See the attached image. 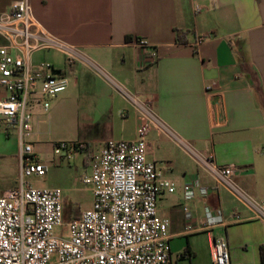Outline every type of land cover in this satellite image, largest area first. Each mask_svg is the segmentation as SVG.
<instances>
[{
    "label": "crops",
    "instance_id": "crops-1",
    "mask_svg": "<svg viewBox=\"0 0 264 264\" xmlns=\"http://www.w3.org/2000/svg\"><path fill=\"white\" fill-rule=\"evenodd\" d=\"M15 1L0 0V16ZM30 2L35 20L49 34L82 48L141 99L151 101L171 128L213 155L220 166H236L240 187L264 203V0ZM139 39L157 50L155 64L145 62L151 51L138 47ZM6 45L0 35V47ZM51 53L57 52H38L33 62L50 61L64 69L65 58ZM68 79V89L50 100L47 112L41 99L33 97L32 136L37 142L40 126L50 124L51 116L77 132L73 144L88 148L138 138L139 115L87 67L75 65ZM7 96L0 86V101ZM0 128L6 130L1 122ZM13 133L19 143L18 133ZM19 154L20 145L11 163L0 169V198L20 187ZM147 155L176 186L174 193L161 195L158 206L159 215L171 223L172 264H212L211 244L219 237L228 240L231 264H261L263 223L250 219L244 206L155 129L147 138ZM86 159L85 154L83 175L90 173ZM187 185L192 186V196L184 191ZM199 187L209 189L207 198L201 197ZM64 204L63 197L65 223L81 215ZM184 206L193 213L195 229L204 225L207 207L222 211L224 225L188 233ZM237 214L239 222L233 217Z\"/></svg>",
    "mask_w": 264,
    "mask_h": 264
},
{
    "label": "built area",
    "instance_id": "built-area-1",
    "mask_svg": "<svg viewBox=\"0 0 264 264\" xmlns=\"http://www.w3.org/2000/svg\"><path fill=\"white\" fill-rule=\"evenodd\" d=\"M10 8L0 16V35L7 41L6 46L0 47V86L8 92L0 101V122L8 133H18L20 187L0 198V264H172L171 223L159 215L158 206L161 195L174 193L176 186L162 177L156 163L148 160L147 138L152 129L172 140L217 188L244 206L251 213L250 219L264 224V203L240 187L236 166H220L213 155L201 152L171 128L151 101L141 99L82 48L49 34L35 20L30 0L15 1ZM136 45L150 49L147 64L158 61L157 50L146 40L139 39ZM41 51L61 54L65 68L58 69L50 61L35 64L33 57ZM78 64L87 67L122 98L139 115L142 125L134 141L111 140L99 149L82 143L56 145L58 155L62 151L85 152L90 168V173L78 181L90 188L92 205L65 223L63 191L34 188L29 182L31 177L43 179L48 167L27 139L34 128L33 97L41 99L47 112L50 100L68 89V72ZM199 190L203 199L209 196L208 188ZM184 191L187 196L193 195L191 185L185 186ZM183 212L188 233L224 225L221 210L205 208L204 225L199 229L193 226L191 209L184 206ZM233 217L237 222L242 220L239 214ZM63 227L68 228L67 235L58 236L56 229ZM211 259L212 264H231L225 237L213 240Z\"/></svg>",
    "mask_w": 264,
    "mask_h": 264
},
{
    "label": "rangeland",
    "instance_id": "rangeland-1",
    "mask_svg": "<svg viewBox=\"0 0 264 264\" xmlns=\"http://www.w3.org/2000/svg\"><path fill=\"white\" fill-rule=\"evenodd\" d=\"M51 54L58 59L62 56L59 53ZM53 107L51 110H53ZM40 131V141L37 142L34 135H31L27 142L33 144L34 153L42 158L49 170L47 176L43 179L31 177L29 179L30 184L38 189L60 188L64 194L65 209L69 208L73 214L89 209L92 204L91 190L78 181L83 176V161L86 153H68L70 159L65 151H62L60 155L55 154L56 144H73L72 142L77 140L75 139L77 132L71 130L69 126L63 125L58 117L54 118L52 116L50 124L41 125ZM14 135L13 132L8 133L0 128V169L9 165L12 156L19 150V143ZM76 166H79V168L77 169ZM67 229L66 227L58 228L56 234L65 236L68 233ZM56 260L57 257L54 256L53 261L56 262Z\"/></svg>",
    "mask_w": 264,
    "mask_h": 264
},
{
    "label": "trees",
    "instance_id": "trees-1",
    "mask_svg": "<svg viewBox=\"0 0 264 264\" xmlns=\"http://www.w3.org/2000/svg\"><path fill=\"white\" fill-rule=\"evenodd\" d=\"M260 259H261V264H264V244L261 245L260 247Z\"/></svg>",
    "mask_w": 264,
    "mask_h": 264
}]
</instances>
